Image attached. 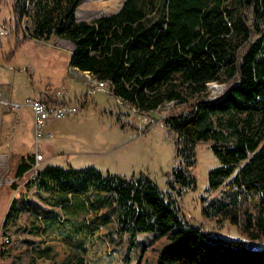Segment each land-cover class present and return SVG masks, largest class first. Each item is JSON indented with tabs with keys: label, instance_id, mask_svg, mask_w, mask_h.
Returning a JSON list of instances; mask_svg holds the SVG:
<instances>
[{
	"label": "trees",
	"instance_id": "16d2710c",
	"mask_svg": "<svg viewBox=\"0 0 264 264\" xmlns=\"http://www.w3.org/2000/svg\"><path fill=\"white\" fill-rule=\"evenodd\" d=\"M82 2L11 0L12 18L2 25L15 49L34 39L70 41L71 68L109 81L110 92L139 111L170 109L165 126L177 136L176 156H184L189 144L204 143L220 161L208 173L210 189L220 194L206 201L203 215L239 226L250 245L186 223L170 192L149 177L128 179L94 168L39 169L31 186L36 182L51 193L61 212L32 222L29 234L57 228L66 234L62 241L71 240L75 226L95 217L108 221L112 208L117 232L130 237L131 247L141 233L167 238L156 264H264V246L254 245L264 240V0H124L116 13L92 21L77 19ZM24 21H30L26 28ZM219 82L227 84L225 91L209 99L208 85ZM35 161V154L22 156L16 178L26 177ZM193 165L189 159L187 166ZM172 177V191L196 184L183 169L175 168ZM26 241L36 252L56 250L45 239Z\"/></svg>",
	"mask_w": 264,
	"mask_h": 264
},
{
	"label": "rangeland",
	"instance_id": "374dc122",
	"mask_svg": "<svg viewBox=\"0 0 264 264\" xmlns=\"http://www.w3.org/2000/svg\"><path fill=\"white\" fill-rule=\"evenodd\" d=\"M123 2L83 0L76 13L77 19L92 21L114 14ZM11 9V0H0V32L6 29L2 25L4 21L9 22L12 18ZM27 24L24 21L22 26L26 28ZM1 40L0 85H10L13 102L25 104L27 98L35 99L48 91L53 97L68 93L71 105L79 106L77 115L45 122L44 131L51 136L40 144L45 157L40 170L49 166L76 170L94 168L104 175L128 179L149 177L161 190L170 192L186 223L202 226L224 240L249 244L239 226L229 221L217 224L215 219L203 215L206 201L210 202L220 194L210 189L208 180V173L218 167L220 161L204 143L189 144L184 156H176L177 136L165 126L170 109L146 113L127 104L110 90L90 93V85L83 75L69 69L71 47L67 42L55 38L48 41L49 44L28 40L15 49L12 37L6 35L0 37ZM11 51L13 57L6 58L7 63L1 54ZM212 84L222 89L219 96L227 84L208 85L209 97L216 99L213 96L217 94L210 89ZM0 115V182L9 180V184L0 188V264H79L81 261L84 264H156L167 238L156 240L155 233H141L135 247H131L130 237L117 232L116 210L112 208L108 209L112 213L108 221L102 222L103 217L83 220L75 226L76 232L70 234L71 240L60 242L52 234L47 241L55 245L56 250L36 252L38 249L26 241H41L28 232L32 222L42 220L51 212L59 215L61 211L53 206L51 193L34 186L36 182L31 186L29 180L33 178L30 174L20 180L16 178L22 156L36 152L32 108L25 105L18 111L1 112ZM189 159L194 161L190 168L187 166ZM175 168L186 170L188 176L195 177L196 184L180 190L181 193L172 191L168 181L175 179L172 177ZM14 202L17 212L5 227ZM4 235L10 239L8 245H3ZM75 244L84 246V250L73 251ZM254 245L264 246V240ZM2 251L6 252L4 257Z\"/></svg>",
	"mask_w": 264,
	"mask_h": 264
},
{
	"label": "built area",
	"instance_id": "2783aa9c",
	"mask_svg": "<svg viewBox=\"0 0 264 264\" xmlns=\"http://www.w3.org/2000/svg\"><path fill=\"white\" fill-rule=\"evenodd\" d=\"M9 34V31L3 29L0 32V37H4ZM36 43H47L44 40L34 39ZM83 77L87 80L90 85L89 92L94 93L96 91H104V90H111V83L109 81H102L96 78L94 75L90 74L89 72L80 73ZM215 95V94H214ZM220 94H217L216 97L218 98ZM209 99H215L209 97ZM29 106L32 108L33 115H34V125H35V139H36V161L32 168V170L28 173L30 174L31 178L35 179L38 176V172L40 169V164L45 161L44 155L41 153L40 144L45 142L47 137H50L51 134L48 136L44 131V124L49 119H62L71 115H77L79 113V106L78 105H71V104H58V103H48L41 99H32L27 100L25 104H19L17 102H13L11 98L5 96L0 89V113L1 112H12L18 111L23 106ZM9 184V180L1 181L0 188L4 185ZM4 242H9V238H5Z\"/></svg>",
	"mask_w": 264,
	"mask_h": 264
},
{
	"label": "crops",
	"instance_id": "0c3cea01",
	"mask_svg": "<svg viewBox=\"0 0 264 264\" xmlns=\"http://www.w3.org/2000/svg\"><path fill=\"white\" fill-rule=\"evenodd\" d=\"M27 26H29L30 25V21H27ZM59 40V42H67V43H69V45H70V47H71V50L70 51H68L69 53H70V55L72 54V52H73V50H74V45H73V43L72 42H70V41H67V40H62V39H58ZM59 48V47H58ZM58 48H56V49H58ZM0 67H2V65L0 64ZM3 68V67H2ZM69 69H72L73 71H75L76 73L78 72V73H83V72H81V71H79V70H77V69H74V68H71L70 66H69ZM28 70V69H27ZM0 89L2 90V92H3V94L5 95V96H7V97H9V98H11V100L13 101V94H12V92H11V88H10V85H8V84H1L0 85ZM68 94V93H67ZM67 94H64V93H59V94H57L56 96H51V94L48 92V91H46V93H42V94H40L37 98H35V99H41V100H44L45 102H48V103H58V104H71L72 103V100L70 99V98H68L67 97ZM76 98H78L77 96H75V99ZM33 98H27L26 99V101L27 100H32ZM16 102V101H15ZM71 102V103H70ZM60 221H63L64 220V218L62 219V218H60L59 219ZM56 231H58L59 233L58 234H54ZM54 235V237H58L59 238V240L60 241H62V239H64V238H66V234H65V232H64V230L63 229H61V230H59V229H57V228H52V232H46V233H44V234H42V235H40V236H34V235H31L32 237H37V238H41V237H44V238H42V239H45V240H47L48 239V237L50 236V235ZM41 239V240H42ZM32 240V239H31ZM34 240V239H33ZM54 247H55V245H54ZM57 248H60V246H58Z\"/></svg>",
	"mask_w": 264,
	"mask_h": 264
},
{
	"label": "bare ground",
	"instance_id": "6f19581e",
	"mask_svg": "<svg viewBox=\"0 0 264 264\" xmlns=\"http://www.w3.org/2000/svg\"><path fill=\"white\" fill-rule=\"evenodd\" d=\"M210 89L215 93V94H218L220 91H222V89L216 85H211L210 86Z\"/></svg>",
	"mask_w": 264,
	"mask_h": 264
}]
</instances>
